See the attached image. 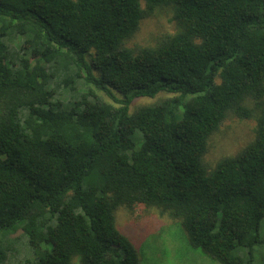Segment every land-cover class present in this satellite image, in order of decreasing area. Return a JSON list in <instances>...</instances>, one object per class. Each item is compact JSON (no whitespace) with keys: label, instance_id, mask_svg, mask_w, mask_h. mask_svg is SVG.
<instances>
[{"label":"trees","instance_id":"trees-1","mask_svg":"<svg viewBox=\"0 0 264 264\" xmlns=\"http://www.w3.org/2000/svg\"><path fill=\"white\" fill-rule=\"evenodd\" d=\"M162 10L175 31L129 46ZM230 117L254 138L211 167ZM138 205L264 264V0H0V264H141L115 224Z\"/></svg>","mask_w":264,"mask_h":264},{"label":"rangeland","instance_id":"rangeland-1","mask_svg":"<svg viewBox=\"0 0 264 264\" xmlns=\"http://www.w3.org/2000/svg\"><path fill=\"white\" fill-rule=\"evenodd\" d=\"M174 31L175 27L169 13L162 10L141 23L129 46L153 45L159 37ZM165 97L167 95L161 94L153 100L135 99L129 107V114L134 113L140 106ZM254 129V120L228 118L208 141L204 156L206 164L212 167L222 157L237 154L253 140ZM115 224L116 228L137 247L141 264H218L199 252L190 250L180 226L167 217H161L154 208L138 205L132 212L120 208Z\"/></svg>","mask_w":264,"mask_h":264}]
</instances>
